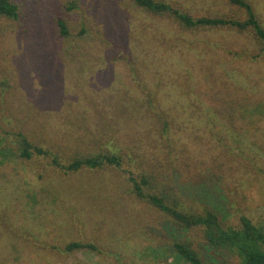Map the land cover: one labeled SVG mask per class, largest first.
I'll use <instances>...</instances> for the list:
<instances>
[{"label": "rangeland", "instance_id": "obj_1", "mask_svg": "<svg viewBox=\"0 0 264 264\" xmlns=\"http://www.w3.org/2000/svg\"><path fill=\"white\" fill-rule=\"evenodd\" d=\"M12 1L18 18H0V264H182L125 174L52 164L104 150L186 209L203 211L204 191L224 227L245 215L264 232V54L249 31L183 33L132 0ZM164 1L192 17L246 18L225 0ZM246 1L264 28V0ZM19 135L46 154L18 160ZM185 235L203 251L199 230ZM73 241L101 254L59 251ZM207 251L205 264H241Z\"/></svg>", "mask_w": 264, "mask_h": 264}, {"label": "trees", "instance_id": "obj_2", "mask_svg": "<svg viewBox=\"0 0 264 264\" xmlns=\"http://www.w3.org/2000/svg\"><path fill=\"white\" fill-rule=\"evenodd\" d=\"M225 1L233 7L243 10L246 18L237 20L222 15L192 17L191 14L179 10L164 0H132L133 4L141 9L143 13L156 17L161 21L178 24L180 31L183 33L194 35L200 31L222 29L238 33L249 31L255 41V47H260L261 54H264V28L259 23L253 7L246 0ZM18 14L19 8L16 3L12 0H0V18L16 20ZM58 25L60 26L61 35L67 38L69 34L64 24L59 22ZM81 33L83 34L82 31ZM261 54H258L256 58ZM198 119L201 121L205 120L203 115L198 117ZM168 126V123H162L161 136L163 133L167 134ZM248 132L249 130L244 127L243 136ZM19 136L18 151L14 153L18 160L28 161L33 155L42 156L46 154L40 148L33 147L26 138ZM196 136V143L204 139L203 135ZM242 142L250 143L252 146L255 143L247 141V138H243ZM105 152L104 150L94 154L86 153L85 156L76 154L66 164H61L57 158H53L52 164L60 168L64 174H73L80 170H97L105 166L115 168L125 174L129 193L155 208L162 214L163 220L166 221L164 229L172 234L170 247L176 259L174 263L205 264L206 260L203 252L204 249H207L216 253L219 251L233 252L239 257L241 264H264V232L245 215L239 216V228L224 227L212 203L209 205L204 203L205 197L208 196L204 191L199 193L200 198L203 200V205H205L203 211L195 212L191 209H186L181 205L176 193L166 191L164 186L157 181L156 176L136 173L130 169L127 170L125 168L127 162L125 161L124 163L123 156L121 157L118 152ZM192 229H197L202 234L201 237L205 243L202 252L200 246L194 245L185 235L188 230ZM25 250H28V248L25 247ZM82 250L101 254L94 244L77 241L69 242L62 249H59L62 254L66 255ZM31 255H34V253H31ZM28 260H19L18 264H29L30 258Z\"/></svg>", "mask_w": 264, "mask_h": 264}]
</instances>
